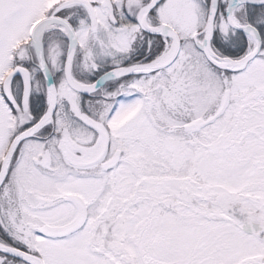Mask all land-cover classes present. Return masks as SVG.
<instances>
[{
  "label": "snow or ice",
  "instance_id": "6c2138e0",
  "mask_svg": "<svg viewBox=\"0 0 264 264\" xmlns=\"http://www.w3.org/2000/svg\"><path fill=\"white\" fill-rule=\"evenodd\" d=\"M0 264H264V0H0Z\"/></svg>",
  "mask_w": 264,
  "mask_h": 264
}]
</instances>
